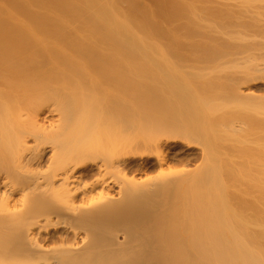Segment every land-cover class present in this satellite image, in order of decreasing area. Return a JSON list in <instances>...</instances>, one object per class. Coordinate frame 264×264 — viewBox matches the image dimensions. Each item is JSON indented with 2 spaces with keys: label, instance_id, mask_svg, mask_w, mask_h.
<instances>
[{
  "label": "bare ground",
  "instance_id": "bare-ground-1",
  "mask_svg": "<svg viewBox=\"0 0 264 264\" xmlns=\"http://www.w3.org/2000/svg\"><path fill=\"white\" fill-rule=\"evenodd\" d=\"M0 264H264V0H0Z\"/></svg>",
  "mask_w": 264,
  "mask_h": 264
}]
</instances>
